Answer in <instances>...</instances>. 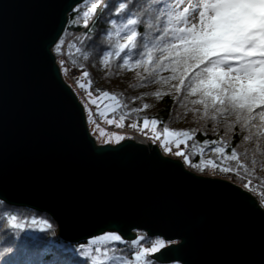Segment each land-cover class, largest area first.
<instances>
[{
    "label": "water",
    "instance_id": "water-1",
    "mask_svg": "<svg viewBox=\"0 0 264 264\" xmlns=\"http://www.w3.org/2000/svg\"><path fill=\"white\" fill-rule=\"evenodd\" d=\"M85 0H0V201L50 216L61 240L141 231L159 264H264V208L159 146L97 143L53 48Z\"/></svg>",
    "mask_w": 264,
    "mask_h": 264
},
{
    "label": "snow or ice",
    "instance_id": "snow-or-ice-1",
    "mask_svg": "<svg viewBox=\"0 0 264 264\" xmlns=\"http://www.w3.org/2000/svg\"><path fill=\"white\" fill-rule=\"evenodd\" d=\"M89 2L91 6L83 12L85 27L90 23L89 17L106 6L101 0ZM130 2L120 0L114 8L115 15L120 17L126 13ZM161 3H164L163 8L158 7ZM141 23L146 28L143 37L138 32ZM138 38H141L140 44ZM105 39L113 47L112 51L103 52L101 62L106 68L110 58L116 57L121 59L120 68L143 69L145 82L167 85L176 95L179 106L211 122L214 133H218L220 125L226 136L235 134L234 130L239 128L241 142H255L253 154L259 151L260 141L264 140V0H168L167 3L165 0H143L138 10L123 20L110 21ZM64 44L61 40L55 51L60 53ZM138 48L141 49L138 58L133 61L130 53ZM76 52H81V48ZM76 83L86 93L84 109L87 121L93 125V135L105 143L124 140L123 135L105 131L97 119L117 129L124 128L126 116L130 114L124 111L128 104L108 91L94 93L91 90L93 81L86 70L76 78ZM152 95L159 98L169 92L156 91ZM135 99L139 97L133 102ZM148 108L149 104L143 103L140 107H132L130 112ZM160 123L156 118L145 117L142 127L138 123H130L129 127L144 134H148L145 132L148 130L151 139L193 168L234 174L252 192L261 184L259 178L254 181L253 172L241 162L242 155H248L247 150L241 154L232 147L229 152V142L219 138L199 143L197 152L194 129L172 130L163 126L161 130ZM182 145L189 151L182 150ZM206 151L214 153L215 158L205 161ZM194 156L199 159L193 160ZM225 161L236 164L233 166ZM250 163L255 166L257 161L253 159ZM259 191L264 198V187ZM42 223L52 227L47 220ZM8 224L15 230L24 227L17 222L16 215H10ZM142 241L148 242L150 247H143ZM111 242L123 243L124 240L120 234L108 232L91 241V245L96 246L94 252L99 253V256H92V264H151L149 255L165 247L164 240L141 235L130 242L135 249L134 255L125 258L108 256L102 251L100 246ZM90 254L88 249L82 251L86 257Z\"/></svg>",
    "mask_w": 264,
    "mask_h": 264
},
{
    "label": "trees",
    "instance_id": "trees-1",
    "mask_svg": "<svg viewBox=\"0 0 264 264\" xmlns=\"http://www.w3.org/2000/svg\"><path fill=\"white\" fill-rule=\"evenodd\" d=\"M120 0H101V3L106 4L105 7L98 8L92 16L89 17L90 23L87 27L83 23V12L87 11L91 6L89 0H85L80 5L76 6L69 14V20L61 38L54 46L53 53L59 61H66L68 68L82 76L83 71L89 72V78L93 81L91 90L95 93L97 90L108 91L111 94H116L122 99L123 103L128 104V108L124 111L130 113L124 121L125 128L129 127L130 123H138L142 126L143 118H156L161 123L158 128L162 130L163 126H168L172 130H195V141L198 145L204 140H216L223 138L229 142L230 147L227 151H231L235 147L239 153L243 154L247 150L248 155L241 157V162L246 163L250 171L253 172V179L261 180V184L256 186L255 192L249 191L244 187L241 179L234 174L221 173L211 168L201 171L185 164L183 159L180 160L192 172L202 176L215 175L217 178L228 180L251 194H260L259 189L264 187V140L260 141V149L255 154V142H241V134L239 128L234 130L235 134L225 135L223 125L219 126L218 133L213 132L211 122H206L199 119L198 116L188 111L187 108L179 106L177 97L171 93L169 87L160 83H147L142 78L145 76L143 69L137 68L132 71L120 68V58H110V63L106 68L102 64L103 52L112 51L113 47L108 44L105 39L107 31L110 29V21L112 19L123 20L126 15L133 11H137L143 0H131L126 13L117 17L114 8ZM168 0H165L167 3ZM163 8L164 3L158 5ZM138 32L141 37L146 33V28L143 23L138 26ZM87 37V39H85ZM63 40L65 42L62 51L57 53L56 46ZM138 44L141 43V38H138ZM115 38L112 44L114 45ZM77 48H81V52H76ZM141 49L131 51L133 61L138 58V52ZM128 50H126L127 52ZM124 54H122L123 57ZM87 56L88 59H84ZM169 75V73H163ZM86 82V81H85ZM84 91V90H83ZM169 92V95H162L157 98L152 95L154 92ZM85 92V91H84ZM139 97V99L134 98ZM143 103H148L149 108L140 112L131 113L132 107H140ZM189 107H191L189 105ZM187 113V115H185ZM115 127V126H114ZM192 143L191 141L189 142ZM162 149V147H160ZM188 152L189 149H183ZM193 160H198L199 157H192ZM215 154L205 152L204 160L214 159ZM255 159L256 165L253 166L250 161ZM235 166L236 162L225 161ZM261 195V194H260ZM264 200V198H263ZM10 215L17 216V222L22 223L24 227L19 230L12 229L8 224ZM35 220L36 223L32 221ZM47 220L52 225L48 228L42 221ZM145 236L151 239H161L159 237H149L146 233L137 231L136 238ZM131 241L124 240L123 243L111 242L106 245H101L102 251L108 253V256H123L125 258L132 257L135 249L131 246ZM143 247H150L146 241H142ZM96 246L91 245V241H83L77 244H70L60 239L58 228L54 220L42 213L35 212L27 208H15L0 204V264H92V256H99V253L94 252ZM88 249L90 256L82 255V251ZM148 259L151 264H159L152 260L150 255ZM114 264V262H110Z\"/></svg>",
    "mask_w": 264,
    "mask_h": 264
},
{
    "label": "rangeland",
    "instance_id": "rangeland-1",
    "mask_svg": "<svg viewBox=\"0 0 264 264\" xmlns=\"http://www.w3.org/2000/svg\"><path fill=\"white\" fill-rule=\"evenodd\" d=\"M57 64L59 65V67H60V69H61V72H62V75H63V78L65 79V81L70 85V87L73 89V91L76 93V95H77V97H78V99H79V101L82 103V105H83V107H84V103H85V97H86V93L83 91V90H81L80 88H79V86H78V84L76 83V78L77 77H79V74L78 73H76L75 71V73H76V77H73V75H72V71L73 70H71V69H69L68 68V65H67V63H66V61H63V63H62V61H58L57 60ZM65 68H67L68 69V71L66 72L65 71ZM92 108H93V111H95V106H92ZM88 122V121H87ZM97 123H100V125H101V127H103L104 129H105V131H107V132H115V133H117L118 135H123V136H125L126 138L125 139H130V137H132V135H134V134H137V135H143L144 136V138H150V136H151V133L150 132H148V130H145V132H147L148 134H144V133H142L141 131H138V130H134V129H132V128H121V129H124V130H126V131H128L127 133H121V132H116L117 130H119V129H117L116 127H114V126H109V125H106V124H104L101 120H99V119H97ZM88 126H89V130H90V133H91V135L95 138V140H96V142L97 143H105V142H103V140H101V139H98L95 135H93V125L92 124H90L89 122H88ZM110 127L111 128H113V129H115L116 131H110L109 129H110ZM142 127V126H141ZM124 139V140H125ZM149 140H153V141H156V140H154V139H149ZM123 141V140H122ZM122 141H120V142H122ZM119 142V143H120ZM119 143H116V142H112V143H105V144H112V145H116V144H119ZM159 147H162V149H161V151H162V153L165 155V156H168V157H172V158H176V159H181L180 157H177V156H175L174 154H173V152H168V151H166L165 150V148L163 147V145L162 144H160L159 143ZM181 149L183 150L184 149V146L182 145L181 146ZM174 151H175V149H174ZM187 168V167H186ZM188 169V168H187ZM195 173V172H194ZM199 175V174H198ZM213 176H215V175H213ZM244 189V188H243ZM247 191V190H246ZM252 195L257 199V201L259 202V204L261 205V207L262 208H264V200H263V198H262V196L260 195V194H257V193H252ZM104 235V234H103ZM100 236H102V235H100ZM99 237V236H98ZM97 238V237H96ZM96 238H93V239H96ZM93 239H90L89 241H92ZM163 240V239H162ZM166 244H170V243H167V242H165V245ZM158 252V251H157ZM154 253H156V252H154ZM154 253H151L150 254V256L152 255V254H154Z\"/></svg>",
    "mask_w": 264,
    "mask_h": 264
},
{
    "label": "built area",
    "instance_id": "built-area-1",
    "mask_svg": "<svg viewBox=\"0 0 264 264\" xmlns=\"http://www.w3.org/2000/svg\"><path fill=\"white\" fill-rule=\"evenodd\" d=\"M73 77H76V73L74 71L71 72ZM110 131H116L115 129L111 128L109 129ZM116 132H121V133H127L128 131L124 130V129H119L117 130ZM128 134V133H127ZM130 139H133L137 142H140V143H145V144H153V145H157L159 146V142L158 141H153V140H149L150 138H144V136L142 135H137V134H134L132 135V137H130Z\"/></svg>",
    "mask_w": 264,
    "mask_h": 264
}]
</instances>
